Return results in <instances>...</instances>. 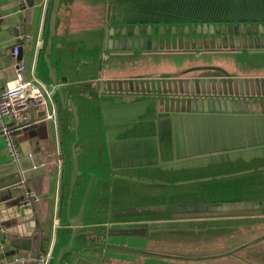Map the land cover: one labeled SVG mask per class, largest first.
Returning <instances> with one entry per match:
<instances>
[{"label":"crops","instance_id":"0c3cea01","mask_svg":"<svg viewBox=\"0 0 264 264\" xmlns=\"http://www.w3.org/2000/svg\"><path fill=\"white\" fill-rule=\"evenodd\" d=\"M112 2L113 0H61L56 13L55 34L50 38L49 19L53 0H0V56L9 55L8 50L18 42L19 37L30 36L29 40L20 43L25 73L29 77L33 75L36 80L47 86L56 85L58 86L57 90H60L52 99L53 108L56 112L55 121L37 117L38 111L33 109L35 116L31 125L24 127L19 126L22 123L11 125L20 148L22 146L30 153L38 149L43 164H45L46 159H49L52 169L49 180L46 181L44 177L37 176L33 177L27 185H24V188L34 191L39 196V203L32 208H21L19 200L23 193L22 187L14 186L0 190V231L15 234L19 238H33L32 251L39 250L42 256H48V264H56V258L60 250L68 245L73 229V225L68 222L67 205L62 206V202L65 201L66 203L69 194L73 170V162L69 153L71 154L73 144L77 155L78 171L81 175L76 179L73 189L69 219L76 218L82 207L84 210L79 224L80 231L76 234L68 253V264H173L174 259L170 257L169 253H155L149 249L152 245L162 243L161 239L149 238L152 233L159 231V229L156 230L157 228L154 229L153 225L158 226L170 220L188 222L185 218L177 220L176 217L191 215L193 209H202L197 214L222 215V217L218 216L217 222H225L223 219L226 218L228 220H232L231 218L240 220L251 218L250 215L231 214H242L250 211L252 213L254 212L253 209H260V211L262 209L255 199H250L253 201L236 200L221 204L184 206L180 207L178 212L174 213L173 210L169 216H166V205H163L160 211L150 207L133 209L128 207L127 203L130 201V196L120 187L115 194V201H113V204L115 202L118 208L112 210L111 202L114 197L111 196L107 199L106 195L103 196V192L106 191L109 184L115 185V181L114 183L111 182V176L108 175L112 169V159L114 158L115 162L118 161L117 167L124 166V163H129L126 165L131 168L138 165V160L134 158V155H129V158H126L128 155L123 151V146L120 145L124 140L118 136L124 133L126 124L119 127V124L115 122H125V110L134 107V102L111 101L114 96H125L131 85L129 83H109L111 79L105 75L103 67L93 82L79 83V81L70 79L72 69L66 70L64 60H62L63 53H67L70 60L73 61L74 55L78 56L82 50H87L89 46L81 41L88 40L89 37L103 40L102 49L104 48L103 51L109 55H114V53H118L116 51H120V48L114 49V44L112 50H108V45H105L104 30L106 31V26H103V29L102 27L94 29L101 33L95 32L89 37L85 36L77 45L71 43L72 40H75L73 35L77 32L74 31L76 24L85 23L89 18H93V22L99 21L101 24H106L108 16L114 14V10H110L113 6ZM98 9L100 12L96 13ZM104 17L106 18L103 20ZM108 25L110 30L111 27L115 29L119 24L113 22ZM77 30L82 29L78 28ZM88 30L92 29L88 28ZM119 36H109V39L118 40ZM246 44L248 46V43ZM150 52L152 51L143 53ZM261 77L263 78V76ZM261 77L252 76L250 79H261ZM12 80H7V82ZM53 80L56 84L52 83ZM173 86V84L170 86L171 89ZM144 87L145 90L149 89L151 94L153 92L157 100H162L164 92L156 87L151 90L145 84ZM122 90H125V93L118 92ZM80 93L82 97L85 95L91 103L85 102L75 105ZM255 102L253 100L251 106L254 111L259 108ZM62 103L65 107H62ZM71 104L75 106L81 126L78 141L72 138L76 124L70 108ZM120 105L124 106V111ZM158 109L166 114L167 121L173 122L175 118L173 111L175 110L164 108L162 104L158 105ZM122 112L124 113L122 114ZM106 113H108V123L106 122ZM250 118L256 119V131L253 136H250L246 142L238 141L232 145L222 141L221 144L225 143L230 148L228 150L255 146L257 143L264 144V135L261 138H256L260 132L263 131L262 134H264V115L254 114L243 119L249 120ZM258 122H261L262 126ZM171 129L172 132L175 131L174 125ZM140 147L145 150L143 146ZM129 148L133 152L137 147ZM146 148L153 152V148ZM216 151L219 152L221 149ZM240 153L243 152L235 154ZM28 155V157L31 156V154ZM185 161L181 160V162ZM8 162H10L9 158L0 139V165ZM158 163L148 164V167H158ZM184 166L182 167L183 170L186 168ZM190 166L187 165V168H191ZM250 171L245 170L242 174ZM98 187L103 189V192L97 196ZM67 189L68 192L66 193ZM130 195L132 196V194ZM240 204L244 205L246 209L227 213L217 211L220 206ZM143 212H148L150 216L158 214L160 216L144 217L141 215L132 217ZM203 218H206L203 220L205 222L210 221L208 217H199L196 221ZM15 254L19 253L10 250L6 240L0 239V259H9ZM39 257L31 260L29 264H41Z\"/></svg>","mask_w":264,"mask_h":264},{"label":"rangeland","instance_id":"374dc122","mask_svg":"<svg viewBox=\"0 0 264 264\" xmlns=\"http://www.w3.org/2000/svg\"><path fill=\"white\" fill-rule=\"evenodd\" d=\"M114 6L115 3L110 8L111 11L117 9ZM99 10L96 13H99ZM117 11L121 12L119 8ZM125 13H122V16ZM121 19L123 18L121 17ZM113 22L112 16H108L106 24H101L99 21L93 22V18H89L85 23L76 24L74 31L77 32L73 35L75 40H72L71 43L77 45L83 37H89L95 32L101 33L94 29L101 27L103 29V26H106V29L108 24ZM118 26L123 29L134 27L133 24L126 23H120ZM78 28L82 30H77ZM88 28L92 30H88ZM112 28L114 27L110 29ZM83 29L85 30L83 31ZM226 38L225 43L220 42L222 38L218 40V36L210 40L208 29L205 30L202 23L163 22L158 24L150 34L133 32V30L131 34L128 32L121 34L118 46L123 50L120 48V51H116L118 53H114V55L103 51V40L90 37L88 40L81 41L89 48L86 47L87 50H82L78 56L74 55L73 61L70 60L67 53L62 54L65 69H72L71 80L79 81V83L93 82L103 67L105 75L111 79L109 83H129L131 85L125 96H114L111 101L134 102V107L125 110V122H115L120 127L126 124L124 127L126 129L123 128L124 133L118 136L124 140L120 145L128 155L126 158H129V155H134V158L138 160V165L131 168L127 166L129 163H124V166L117 167L118 161L115 162V159H112V169L108 175L111 176V182L115 181V185L109 184L105 192L99 187L96 190L97 196L103 192V196L106 195L107 199L111 196L114 197L111 202L112 210L118 208L115 202L113 204V201H115V194L120 187L130 196L128 207H132V209L150 207L160 211L163 205H166V216H169L173 210L174 213L178 212L180 207L184 206L221 204L236 200L253 201L264 196V183L260 181L264 180V148L232 154L233 156L196 159L208 153L217 152L216 150L219 148L221 151L230 148L225 143H220L217 146L189 145L186 141L189 140L188 134L185 132L184 135V131L175 130L172 132L173 122L167 121L166 114L158 109L159 104L171 110L184 106L185 95L176 94L170 87L180 80H189L199 75L233 80H253L250 79L252 76H263L264 78V51L248 47L246 44L248 39L240 32L233 31L226 35ZM135 39L138 40V48L127 49L124 46L128 41L133 42ZM141 40H143V44H141ZM147 40L150 41L149 49L146 47ZM121 42H124V48L121 46ZM145 51L152 52L143 53ZM25 79L31 80V77L25 73ZM32 82L38 86L35 80ZM144 84L151 90L156 87L164 92L162 100L159 101L151 95L149 89L146 91ZM76 89L78 90V87ZM137 89L140 91L138 92ZM118 92L125 93V90ZM78 96L79 99L75 105L91 103L85 95L82 97L80 93ZM236 99L238 100L239 97ZM255 101V104L264 110V98H255ZM120 107L124 111V106L120 105ZM105 116L108 123V113ZM77 118L78 126L72 132V138L78 141L81 126L79 125V116ZM132 146L137 147L133 152L129 148ZM140 146H143L145 150ZM146 147L153 148V152L148 151ZM70 155L72 158V152L69 153V157ZM189 158L192 161L181 162V160ZM156 162H159L158 167H148V164ZM183 165L186 167L185 170L182 168ZM187 165H191V168H187ZM245 170L251 171L242 174ZM248 182L253 183L250 185V189L246 185ZM231 190L233 192H230ZM201 210V208L193 209L191 215L176 217L177 220L187 219L188 222L185 223L170 220L158 226L153 225V228H157L156 230L159 229V231L152 233L149 238L161 239L162 243L152 245L149 249L155 253H169L171 258L178 255L200 254L201 250L196 252L192 248V233L198 234V232L207 231V227H203L202 223L197 222L196 219L208 217L211 222H217L218 216L222 217V215L197 214ZM253 211L252 213L250 211L231 215L259 216L263 213L260 209H253ZM141 215L144 217L160 216L159 214L150 216L148 212H143L132 217ZM223 220L226 223L231 221L227 218ZM180 242H186V246L179 248ZM220 246L222 248V245ZM252 248H254L257 258L263 260L264 245L255 242ZM222 263H224L223 260H217V264Z\"/></svg>","mask_w":264,"mask_h":264},{"label":"water","instance_id":"95a60500","mask_svg":"<svg viewBox=\"0 0 264 264\" xmlns=\"http://www.w3.org/2000/svg\"><path fill=\"white\" fill-rule=\"evenodd\" d=\"M61 0H53L52 5V11L50 13V19H49V37L52 38L55 34V24H56V13L58 6L60 4ZM132 26L128 27V29L125 27L124 29L120 26L116 27L115 29H106L105 33V45H108V50H112V45L114 44V49L118 50L119 42L118 40L109 39V36L112 37L113 35H121L128 32L131 34L132 30L138 31L142 34H150L151 31L156 29L157 23L155 24H146V22H139L137 24H133ZM203 28L206 30L208 29V34L210 37V40H212L213 37L218 36V40L220 38V42H226L227 38L226 35L231 34V32L236 31L243 34L244 37L248 39V47H255V49L258 50H264V21H249V23L241 22V23H235L231 24L229 22H216V23H210V24H202ZM207 33V32H206ZM223 37H222V35ZM124 42H121V46L123 47ZM126 44V43H125ZM126 46L127 49H135L138 48V40H134L133 42H127ZM131 44V46H129ZM141 44H143V40H141ZM147 49L150 48V41L147 40ZM121 48V47H120ZM124 48V47H123ZM122 49V48H121ZM123 50V49H122ZM22 63V56H21V48L20 52L17 56L7 55V56H0V83L5 84L7 80L16 78V69L18 66ZM208 81H210V84L206 85L205 90H201L200 88L204 86V83H201L203 81H197V79L194 80V84H189L187 86L185 83H192V81L189 80H183L179 81L178 83H175L173 86V91L177 94L179 92L177 90L176 84L183 83L185 84L183 87L185 89H190L192 93H196L200 95H214L215 89H214V81H219L217 93L219 95L224 96L226 99H222L220 101H216L213 99H197L196 96H187L186 97V103L183 107L174 109L175 114H201V115H212V114H220L228 117H241L245 118L250 115L254 114H261L264 115V110L260 109V107L254 111V109L251 107L253 105L252 101L255 100V98H264V79H253V80H233V79H214V78H208ZM188 81V82H187ZM53 84H56V82H52ZM254 91L256 94L254 95ZM59 93L60 90L58 89L56 93ZM258 92V93H257ZM185 93V92H184ZM179 94H183V92H179ZM184 95V94H183ZM231 97L233 98L231 100ZM239 97L237 100L236 98ZM242 98V100H241ZM63 104V103H62ZM51 107L50 101L48 102V105ZM62 107H65L63 104ZM71 110L73 111V115L75 118V124L78 125V118H77V111L74 107V105H70ZM29 120L25 123H22L19 126H28L31 125L34 121V110L29 109ZM45 114V110L38 111L36 113V116L39 118H42ZM264 148V144H258L255 146L245 147L241 149H231L226 151H219L214 153H209L207 155H203L200 157H197L196 159H204V158H212V157H219V156H228L232 155L238 152H244L248 150H257ZM21 151L23 157L17 162H8L6 164L0 165V190L18 186L21 182L24 184L28 181H30L33 177L37 176H43L45 174V166L43 165V159L41 156V153L38 151V149L34 150L32 153L27 152L22 146ZM72 152V173H71V179H70V185H69V194L66 201L67 205V217L68 222L73 225V229L71 232L70 240L68 242V245L63 247L58 257L56 258V264H60L63 256L68 254L70 252V249L73 245V242L75 240L76 234L80 231V221L83 215L84 207H82L79 211V214L74 219H69V210L71 205V200L73 197V189L76 183V179L81 175V173L78 171L77 166V155L75 153L74 144L71 147ZM31 154L30 157H28ZM193 159V158H192ZM186 161H189V159H185ZM246 208L244 205H224L218 207L217 211L220 213H227V212H235V211H243ZM0 239L6 240L7 246L12 250L13 252H17L19 254L28 255L31 260H35L37 257H39L41 254L39 250L32 251V241L33 238H19L15 234L10 233H3L0 232Z\"/></svg>","mask_w":264,"mask_h":264},{"label":"trees","instance_id":"16d2710c","mask_svg":"<svg viewBox=\"0 0 264 264\" xmlns=\"http://www.w3.org/2000/svg\"><path fill=\"white\" fill-rule=\"evenodd\" d=\"M249 1L251 0H113L114 8L126 13L122 16L121 12L114 9L112 19L118 24L264 21V3L255 2L253 4L256 7H251L248 5ZM262 132L256 138L263 137ZM44 166L45 174L42 177L48 181L52 174L49 159H46ZM260 181L264 183V180ZM251 184L253 183L246 184L249 189ZM256 201L263 212L259 216L242 220L231 218L229 223L197 220L203 227H207V231L192 233V248L196 252L201 250L200 254L178 255L173 257V264H217L218 259L223 260L222 264H264V259H258L252 248L255 242L264 245V196ZM62 206H66L65 201ZM185 246L186 242H180L179 248ZM60 264H68V254L64 255Z\"/></svg>","mask_w":264,"mask_h":264},{"label":"built area","instance_id":"2783aa9c","mask_svg":"<svg viewBox=\"0 0 264 264\" xmlns=\"http://www.w3.org/2000/svg\"><path fill=\"white\" fill-rule=\"evenodd\" d=\"M29 39L30 36L19 37L18 42L8 50L9 55L17 56L20 51V43ZM32 80H35L38 86ZM57 87L56 85L47 86L36 80L33 75L31 80H26L25 66L22 63L16 69V78L0 85V139L10 162L17 163L23 157L17 136L11 125L27 122L29 109L45 110L43 118L55 121L56 112L53 108L52 99L56 94ZM49 101L51 103L50 108L47 106ZM24 185L23 182L18 185L23 188L19 206L25 209L32 208L39 203V196L34 191L24 188ZM48 259V256L41 255L39 257L41 264H48ZM30 261L28 255L15 254L9 259H0V264H29Z\"/></svg>","mask_w":264,"mask_h":264},{"label":"flooded vegetation","instance_id":"af4514ba","mask_svg":"<svg viewBox=\"0 0 264 264\" xmlns=\"http://www.w3.org/2000/svg\"><path fill=\"white\" fill-rule=\"evenodd\" d=\"M249 2L248 5H250L251 7L252 6L256 7V4L253 3L255 2L264 3V0H251ZM245 23H249V22H245ZM231 24H235V23H231ZM195 79H197V81L199 80L203 81L201 83L205 84L200 88V91L205 90L206 85L211 83L210 81L207 80L208 79L207 76L199 75L197 77H192L189 79V81H192V83H185V84L187 86H189V84H194ZM218 83L220 82L214 81L213 83L215 89L214 95H200V93L199 94L192 93L190 89L186 90L185 87H183L185 85L183 83H179L176 86H177V90L179 92H183L184 95L190 97L191 96L194 97V95H198L196 96L197 99H202V100L213 99L216 101H220L226 98H224V96L219 95L217 93V88L219 86ZM255 94L256 92L254 91V95ZM151 95L156 96L154 94ZM174 116H175L173 120L174 129L176 131H184V135L185 132L188 134L187 137L189 138V140L186 141L189 145L198 144V145L217 146L222 141H225L233 145L234 142H238V141L246 142L250 138V136H253L255 134L256 131L255 130L256 119H252V118L246 120L241 117H228L220 114L201 115L197 113L195 114L182 113V114H175ZM258 124L262 126L261 122H258ZM192 140L194 142H191Z\"/></svg>","mask_w":264,"mask_h":264}]
</instances>
